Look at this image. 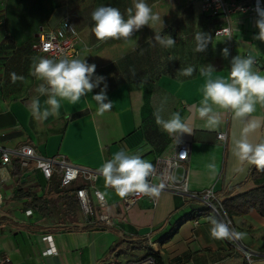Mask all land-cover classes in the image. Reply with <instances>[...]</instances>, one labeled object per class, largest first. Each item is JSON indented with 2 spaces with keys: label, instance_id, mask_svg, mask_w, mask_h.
<instances>
[{
  "label": "crops",
  "instance_id": "crops-1",
  "mask_svg": "<svg viewBox=\"0 0 264 264\" xmlns=\"http://www.w3.org/2000/svg\"><path fill=\"white\" fill-rule=\"evenodd\" d=\"M201 2L146 0L153 12L160 14L164 27L144 26L128 40L100 41L92 31V11L99 6H112L127 18L126 9L132 7V0H0V21H3L0 23V147L11 154V163L4 164L0 158V187L4 194L0 206V264H127L134 261L124 258L127 253L109 252L120 232L131 237L147 236L151 247L164 257L165 264H264V215L257 210L233 217L234 230L243 234L237 237L238 245H235L227 238L211 237L209 217L222 219L202 201H189L177 193L164 191L155 207L143 199L125 209L123 197L101 176L97 186L110 204L107 212L114 224L101 225L105 228L63 230L60 228L76 224L84 227L87 218L82 210L77 222L67 219L64 224H56L44 218L23 197L26 190L38 195L46 190L48 179L37 168L36 159H31L25 167L20 164L16 174L13 171L14 157L19 156L18 149L24 145L34 147L43 157L65 159L84 170H99L122 149L139 153L153 163L158 155L171 154L180 143H187L190 151L183 168L187 169L191 191L213 188L224 198L223 190L243 183L252 165H246L243 172L235 171L233 141L251 121L259 122L260 126L248 132V140L264 141V105L257 102L255 111L244 118H234L231 111L219 110L221 124L214 129L204 127L196 112L206 81L200 69L212 65L213 77L227 78L233 57L252 56L255 67L264 75V42L253 39L258 33L256 13L212 15L202 10ZM64 24L77 32L78 58L95 64L94 75L105 77L106 95L113 104L102 115L97 112L92 96L100 92L102 83L76 104L61 101L59 117L37 121L28 107L38 95L35 89L41 82L31 75L32 60L49 57L36 48L38 35L42 29ZM226 26L230 27V33L219 34L218 30ZM200 31L210 34L212 41L206 51L197 53L195 35ZM155 33L170 35L176 40L175 46L162 47L154 40ZM224 48L229 49L227 58L222 55ZM188 66L196 69L193 75L177 77L178 70ZM13 73L24 79L13 82ZM46 98L40 97L42 107ZM161 107L165 119L172 112H179L191 127V134L176 137L164 132L154 117ZM220 132L226 133L225 140L218 137ZM210 163L216 165L215 175L207 167ZM56 172L61 173L59 169ZM182 172L180 169L179 173ZM76 181L85 186L89 183L84 175ZM255 186L249 181L234 194ZM97 210L96 220L100 212H106V209ZM168 231L172 234L163 241ZM46 235H50L57 253L45 251ZM240 247L253 253L252 263ZM143 250L146 254L147 249Z\"/></svg>",
  "mask_w": 264,
  "mask_h": 264
},
{
  "label": "clouds",
  "instance_id": "clouds-1",
  "mask_svg": "<svg viewBox=\"0 0 264 264\" xmlns=\"http://www.w3.org/2000/svg\"><path fill=\"white\" fill-rule=\"evenodd\" d=\"M257 19L255 26L258 33L253 39L264 42V7L257 0L255 8ZM127 18L119 8L112 6H99L91 13L94 21L92 28L96 38L100 41L107 39H130L144 26L160 24L163 20L159 13H154L146 0H132V7L126 9ZM238 30V29H237ZM231 37H229V40ZM154 40L164 48L175 46L176 40L170 35L162 36L155 33ZM197 53L206 51L212 36L204 32L195 35ZM222 55L227 58L229 49L224 48ZM256 61L252 56L236 55L230 61V70L227 78L213 77L215 69L212 65L202 66L200 75L206 78L203 87V99L196 107V112L203 126L217 128L221 124V112L231 111L234 118H244L255 111L257 102L264 105V75L255 67ZM31 75L41 81L29 102V109L37 121L46 120L49 116L59 117L61 101L76 104L82 97L91 93L103 83L100 92L93 95L97 112L103 114L112 107V102L106 95L107 83L102 75H94L96 65L89 64L85 58L67 57H33ZM196 69L188 66L178 70L177 77H190ZM23 80L24 77L12 74V80ZM47 97L42 102L40 97ZM89 107H92L90 104ZM163 108L154 112L156 124L171 136L180 137L182 134H191L192 129L187 120L182 118L179 112H172L165 119L161 114ZM259 122L251 121L242 130L239 138L234 139L232 152L236 160L235 171L243 172L246 165H255L264 169V141L251 143L248 140V132L259 127ZM212 175H215L216 165L210 163L207 166ZM106 183L116 193L125 197L129 193H142L146 196L159 194V188L150 183V177L154 173L151 162L142 158L139 153H129L126 150L116 152L113 157L103 163L99 169ZM211 224L210 235L215 239L230 238L235 235L243 236L231 230L227 224L215 217H209Z\"/></svg>",
  "mask_w": 264,
  "mask_h": 264
},
{
  "label": "built area",
  "instance_id": "built-area-1",
  "mask_svg": "<svg viewBox=\"0 0 264 264\" xmlns=\"http://www.w3.org/2000/svg\"><path fill=\"white\" fill-rule=\"evenodd\" d=\"M262 7L263 0H259ZM257 0L253 2L237 1V0H202L201 7L206 13L223 16L231 15L237 11L256 13ZM3 21H0L2 23ZM219 34H229L230 27H222L218 30ZM77 32L69 25L64 24L55 29H42L38 35V43L36 48L48 55L49 57H67L78 58L79 50L76 46ZM220 139H226V133H218ZM189 145L187 143H180L177 149L168 155H158L153 164L154 173L150 177V183L156 185L159 188V194L164 191H172L181 195L185 199H197L202 201L204 205L210 207L212 212L219 215L222 222L227 224L231 230H233V221L228 216H222L217 206L214 203L216 199V193L213 188H208L203 192H193L189 188V176L187 169L183 168V162L189 157ZM18 155L21 159V165L27 166L31 159H36L37 168L43 173L46 179H50L55 171L59 169L62 173V184L66 185L78 180L84 175L89 183L86 186L80 187L77 190V196L80 201L81 210L85 217L88 219L95 215L97 209L103 207L106 212H100L98 221L105 226H112L114 221L112 216L107 212L110 204L104 195V193L97 186V182L101 176H103L99 170H84L81 167L69 163L65 159L55 161L53 158L43 157L39 155L34 147L24 145L18 149ZM0 158L2 163H11V154L9 151L0 147ZM183 172L180 174L179 170ZM159 194L155 196H146L142 193H129L122 198V203L125 209H129L134 206L138 201L148 199L155 207L158 204ZM4 201V194L0 187V206ZM31 211H29L30 213ZM47 241L45 251H51L57 253V248L50 242V235L44 236ZM229 239L232 244L238 245L237 236L233 235ZM246 259L249 263L253 262V253L247 249H244ZM127 264H154L152 257L130 261Z\"/></svg>",
  "mask_w": 264,
  "mask_h": 264
},
{
  "label": "trees",
  "instance_id": "trees-1",
  "mask_svg": "<svg viewBox=\"0 0 264 264\" xmlns=\"http://www.w3.org/2000/svg\"><path fill=\"white\" fill-rule=\"evenodd\" d=\"M20 164V157H14V174L19 172ZM249 181H253L256 186L245 192L234 194L238 187ZM83 186L85 185L78 183V181L63 185L62 173L56 172L48 179L46 190L42 195H38L31 190H26L23 191V197L27 198V205L29 207L37 209L44 218L51 219L55 221L56 224H64L67 219L77 222L81 213V205L77 196V190ZM222 194L224 198H220V195L216 193L217 198L214 199V203L222 216H228L233 219L235 215L246 214L251 210H257L261 215H264V169H259L255 165H252L243 183L223 190ZM17 196L20 197V194L17 193ZM188 200L193 201L195 199ZM207 208L211 211L210 207ZM96 214L97 210L94 216L86 219L84 227H79V225L76 224L64 226L60 229L75 231L81 228H105L101 226L104 224L94 218ZM53 230L54 229H49V231ZM171 234L172 231L166 232L162 237L163 241L168 240ZM145 248L147 252L140 259L152 257L154 259V264H165L164 257L151 247L147 236L131 237L123 232L121 234L120 232L119 237H117L113 245L109 248V252H116L118 255H123L129 250Z\"/></svg>",
  "mask_w": 264,
  "mask_h": 264
},
{
  "label": "rangeland",
  "instance_id": "rangeland-1",
  "mask_svg": "<svg viewBox=\"0 0 264 264\" xmlns=\"http://www.w3.org/2000/svg\"><path fill=\"white\" fill-rule=\"evenodd\" d=\"M97 184V183H96ZM98 185V184H97ZM103 207L99 208V210L103 211L102 210ZM98 211V210H97ZM234 230V228H233ZM235 231V230H234ZM236 232V231H235ZM232 237V236H231ZM242 252L245 253V251L240 247L239 248ZM145 254V251L143 249H136V250H131L129 252H127V254L124 255V258L125 259H139V257H143Z\"/></svg>",
  "mask_w": 264,
  "mask_h": 264
}]
</instances>
